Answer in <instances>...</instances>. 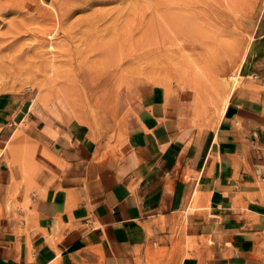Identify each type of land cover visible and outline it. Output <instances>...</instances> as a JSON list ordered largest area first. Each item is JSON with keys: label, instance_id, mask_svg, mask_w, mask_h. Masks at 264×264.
<instances>
[{"label": "crops", "instance_id": "crops-1", "mask_svg": "<svg viewBox=\"0 0 264 264\" xmlns=\"http://www.w3.org/2000/svg\"><path fill=\"white\" fill-rule=\"evenodd\" d=\"M134 77L117 107L115 158L98 155L86 131L32 133L28 98L0 92V264H135L145 223L192 202L187 228L207 239L209 264H264V75L235 87L205 128L179 96ZM25 119L30 129H19ZM16 130L37 142L27 173L3 145Z\"/></svg>", "mask_w": 264, "mask_h": 264}, {"label": "rangeland", "instance_id": "rangeland-1", "mask_svg": "<svg viewBox=\"0 0 264 264\" xmlns=\"http://www.w3.org/2000/svg\"><path fill=\"white\" fill-rule=\"evenodd\" d=\"M155 1L22 0L19 7L0 12V92L13 93L21 101L25 96L28 98L26 109L34 120L29 122H37L39 127V130L32 128V133L37 131L55 138L86 131L97 140L98 155L103 153V157L115 158L124 150L117 107L131 89V77L160 85L166 97L179 96L185 117L198 128H205L218 121L235 87L253 83L264 75V0H249L246 7L224 20L228 28L222 37L225 47L220 56L212 54V61H209L210 53L206 54L207 58L202 53L208 43L202 25L211 0H171L173 7L181 6L182 21L174 20L172 24L176 27L173 25L170 29L159 23L158 43L149 45L138 36L141 26L152 16L149 7ZM43 25L48 29L41 34ZM57 25L55 30L52 26ZM47 32L53 34L48 36ZM58 43L69 52L61 51ZM54 54L58 56L53 58ZM56 65L65 66L61 72L64 68L71 69L69 73L75 77L78 65H92L88 74L91 81L87 78L91 83L85 91L89 95L68 98V103H64L50 94L43 101L42 94L52 86L48 77ZM121 70L128 74L120 76ZM255 73L257 78L252 77ZM230 76H237L238 83ZM109 89L112 95L107 92ZM73 110L80 111L82 117L74 115ZM29 122L25 119L19 129H30ZM30 134L16 130L3 143L10 154V165L16 166L19 160L21 171L26 173L28 168L23 167V162L28 155L34 161L37 144ZM16 141L19 142L15 159ZM31 168L34 175L35 164ZM194 207L192 202L188 213ZM188 213L179 212L169 220L160 216L146 222V240L135 248V264H209L212 254L207 239L188 231Z\"/></svg>", "mask_w": 264, "mask_h": 264}, {"label": "bare ground", "instance_id": "bare-ground-1", "mask_svg": "<svg viewBox=\"0 0 264 264\" xmlns=\"http://www.w3.org/2000/svg\"><path fill=\"white\" fill-rule=\"evenodd\" d=\"M28 1V0H27ZM31 1V0H30ZM34 1V0H33ZM43 2V0H41ZM55 1V0H54ZM85 1V0H83ZM157 1V2H156ZM155 4H152V6H150V10L152 11L150 18H148L149 20H147V22L141 26V32H140V35L138 36L139 40L143 43H148L149 45L150 44H157L158 41H157V31H158V27H159V23L166 26V27H172L174 24H172V22H174V20H177L179 23L182 21L181 19V12H182V9H181V6L179 7H173L171 5V0H156ZM173 1V0H172ZM249 0H211L209 2V4L211 5V7L206 11V18H205V22L203 23L202 25V29L203 31L205 32V36L208 40V43H207V46L205 47V52L202 51L203 55L205 54V58H207L208 56V53H210V57H209V61H212L213 60V57L212 54L214 53H217L215 56L218 57L220 56L221 54V51L224 49L225 47V44H224V41H223V35L226 34L228 28L225 26V24L227 23H224L226 20H227V17L229 16H232L234 14H236L237 12H239L240 10H242L244 8V5L246 7L247 3H248ZM22 0H0V12L6 10V9H14V8H17L19 7L22 3ZM36 2H39V1H36ZM60 2V1H59ZM58 2V3H59ZM71 2V1H70ZM251 2V0H250ZM32 3V2H31ZM41 5V3H39ZM73 4V3H72ZM173 4V2H172ZM180 4V3H178ZM58 5V4H57ZM69 5V4H68ZM173 5H176V4H173ZM181 5V4H180ZM183 5V4H182ZM189 5V4H188ZM32 6V5H31ZM185 6V5H184ZM187 6V5H186ZM26 7V6H25ZM30 9V8H28ZM40 9V8H39ZM38 9V10H39ZM53 9V8H52ZM204 9V8H202ZM22 10V9H20ZM34 10V9H33ZM36 10V9H35ZM188 10V8H187ZM56 11V10H55ZM58 11V10H57ZM184 11V10H183ZM186 11V10H185ZM39 12V11H38ZM28 13V12H27ZM59 13V12H58ZM149 13V14H150ZM63 14V13H62ZM66 14V13H65ZM197 14V13H196ZM55 15V13L53 14ZM62 17V16H61ZM60 17V18H61ZM197 17V16H196ZM56 18V17H54ZM192 18V17H191ZM38 19V18H37ZM186 19V18H185ZM188 19V18H187ZM229 19V18H228ZM22 21V19H20ZM36 20V19H35ZM196 20V18H195ZM225 20V21H224ZM60 21V20H59ZM45 22V21H44ZM50 22H52L50 20ZM56 22V21H55ZM23 23V22H21ZM20 23V24H21ZM31 23V22H30ZM33 23V22H32ZM37 23V22H36ZM57 23V22H56ZM62 25H63V22L61 21ZM177 23V22H176ZM46 24V23H45ZM23 25V24H22ZM56 25V24H54ZM61 25V26H62ZM205 25V26H204ZM16 26V25H15ZM21 26V25H20ZM50 26V25H49ZM178 26V25H177ZM188 26V25H187ZM191 26V24H190ZM17 27V26H16ZM24 27V26H23ZM51 27V26H50ZM55 30H57V28L59 27V25L57 26H52ZM174 27V26H173ZM176 27V25H175ZM182 27V26H181ZM65 28V27H64ZM63 28V30H64ZM180 28V27H179ZM187 28V27H186ZM196 28V27H195ZM19 29V28H18ZM39 29V28H38ZM38 29H36L35 31H37ZM48 29V27H46V25H43V27L40 28V32L41 34L43 32H45V30ZM61 29V28H59ZM28 30V29H27ZM72 30V29H71ZM70 30V31H71ZM48 31V30H47ZM59 31V30H58ZM66 30H64L65 32ZM178 31V30H177ZM39 32V30H38ZM53 32V31H52ZM16 33V32H14ZM49 33V32H47ZM60 33V32H59ZM63 33V31H62ZM176 33V31H175ZM187 33V32H186ZM192 33V32H191ZM196 33V32H195ZM50 34L52 35L53 33H49L48 36H50ZM64 34V33H63ZM69 34V33H68ZM66 34V35H68ZM73 35V34H72ZM198 35V34H197ZM47 36V34H46ZM10 37V36H9ZM70 37V36H69ZM74 37V35H73ZM72 37V38H73ZM192 37V35H191ZM190 37V38H191ZM71 38V37H70ZM9 40V39H8ZM157 41V42H156ZM70 42V41H69ZM73 42V40H72ZM162 42V41H161ZM44 43V42H43ZM48 43V42H47ZM64 43V42H63ZM163 43V42H162ZM204 43V42H203ZM206 43V42H205ZM10 44V43H9ZM59 46H60V49L61 51H66V52H69L68 49H63V45H61V43H58ZM67 45V44H66ZM65 45V46H66ZM147 45V44H146ZM230 45V44H229ZM40 46V45H39ZM57 48H58V45H56ZM69 46V45H68ZM154 48V47H153ZM145 49V48H144ZM194 49V48H193ZM1 51V50H0ZM60 52V51H59ZM61 53V52H60ZM63 54V53H62ZM207 54V55H206ZM55 56H53V58H56L58 55L54 54ZM61 55V54H60ZM200 55H198L199 57ZM225 56V55H224ZM52 58V57H51ZM197 58V57H196ZM94 59V58H93ZM199 59V58H198ZM203 59V58H202ZM216 59V58H215ZM208 60V59H206ZM47 61V60H46ZM82 61V60H81ZM88 62V61H87ZM60 63V62H59ZM104 64V63H103ZM85 65V63H84ZM93 65V64H92ZM91 66H85V67H81V66H77V74L75 77L74 75H71L69 72L71 71V69H69L67 71V69H63L61 72L60 69L65 67L64 65L62 66H57L56 67H52L53 69H51V76L48 77V80H50V82H52V86L50 88V90L44 92L42 94V98H43V101L46 99V97L51 94L54 99L55 98H58L60 100L63 99V102L64 103H68L67 101L69 100L68 98H72V97H82L84 98L87 97L88 95H86V86L88 85V83L90 84L91 82H89L87 78H90L88 76V74L90 73L91 71ZM67 67V65H66ZM93 69V68H92ZM94 70V69H93ZM34 72V71H33ZM117 73V72H116ZM120 74V76L124 77L126 76V74H128V72H126V70H121L120 72H118ZM117 73V75H118ZM93 74V73H92ZM100 74V73H99ZM237 74V73H236ZM71 75V76H70ZM101 75V74H100ZM115 77L117 76L115 73H114ZM132 75V74H131ZM70 76V77H69ZM91 76V75H90ZM99 75H97L98 77ZM102 77V76H101ZM100 77V78H101ZM231 77V80L232 81H235L237 79V76H230ZM33 78V77H32ZM46 78V77H45ZM79 78V79H78ZM92 78V77H91ZM91 78H90V81H91ZM124 79V78H123ZM93 80V79H92ZM97 80V79H96ZM95 80V82H96ZM238 80H236L237 82ZM197 82V81H196ZM43 83V82H42ZM94 83V81H93ZM198 83V82H197ZM238 83V82H237ZM236 84V83H235ZM109 87V86H108ZM107 87V88H108ZM111 89L114 90V88L116 89V87L112 88L110 87ZM104 89V87L102 88ZM101 89V91H103ZM105 89H106V86H105ZM105 89H104V93H105ZM118 89V88H117ZM116 89V90H117ZM115 90V91H116ZM109 91V93H111L112 95V92H110L111 90H107V92ZM114 91V92H115ZM93 92V90H92ZM106 92V94H108ZM231 93V92H230ZM230 95V94H229ZM104 95L102 94V97ZM50 98V97H49ZM47 98V99H49ZM90 98V97H89ZM46 99V100H47ZM103 99V98H102ZM101 99V100H102ZM45 100V101H46ZM97 100V99H96ZM100 100V99H98ZM228 100V99H227ZM227 100L225 101V104H224V108L225 106L227 105ZM101 101H99L100 103ZM89 103V102H88ZM98 103V104H99ZM96 105V104H95ZM224 108L222 109V113L221 115L223 114V111H224ZM72 113L74 115H77V116H81L82 117V113L80 111H75L73 110ZM80 117V118H81Z\"/></svg>", "mask_w": 264, "mask_h": 264}, {"label": "built area", "instance_id": "built-area-1", "mask_svg": "<svg viewBox=\"0 0 264 264\" xmlns=\"http://www.w3.org/2000/svg\"><path fill=\"white\" fill-rule=\"evenodd\" d=\"M252 77L253 78H257L258 77V74L255 73V74L252 75Z\"/></svg>", "mask_w": 264, "mask_h": 264}]
</instances>
